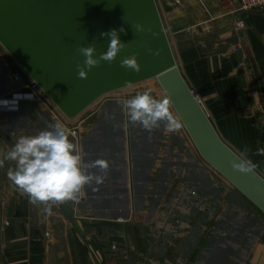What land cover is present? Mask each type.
I'll use <instances>...</instances> for the list:
<instances>
[{"label": "crops", "instance_id": "crops-1", "mask_svg": "<svg viewBox=\"0 0 264 264\" xmlns=\"http://www.w3.org/2000/svg\"><path fill=\"white\" fill-rule=\"evenodd\" d=\"M156 2L179 68L210 109L216 130L263 173L264 155L257 152L264 148V12L242 13L238 0ZM239 20L245 24L240 30ZM16 69L0 48V101H9L4 97L19 87L12 81ZM100 102L88 120V110L75 120L79 131L73 139L85 162L104 161L107 168L88 169L104 180L86 186L78 201L56 203L46 216L8 177L14 162L0 164V264H127L128 258L132 264L146 258L149 264H264L263 232L247 213H239L241 232L233 224L208 243L195 232L190 239L181 235L187 223L168 221L167 210L177 199L180 215L188 213L180 205L185 193H172L177 181L215 201L224 196L188 158L182 127L165 134L161 122L148 132L128 121L120 101ZM170 109L176 116L171 103ZM55 115L44 111L33 123L0 106V160L16 138L47 129Z\"/></svg>", "mask_w": 264, "mask_h": 264}, {"label": "water", "instance_id": "water-1", "mask_svg": "<svg viewBox=\"0 0 264 264\" xmlns=\"http://www.w3.org/2000/svg\"><path fill=\"white\" fill-rule=\"evenodd\" d=\"M112 30L125 44L118 58L80 78V49L95 46L98 58L109 43L100 34ZM0 45L68 120L105 96L157 80L201 158L264 214V177L256 169L242 173L233 167L241 156L222 139L185 80L156 0H0ZM134 55L139 72L121 66ZM13 92L8 98L15 110L39 122L41 105Z\"/></svg>", "mask_w": 264, "mask_h": 264}, {"label": "clouds", "instance_id": "clouds-1", "mask_svg": "<svg viewBox=\"0 0 264 264\" xmlns=\"http://www.w3.org/2000/svg\"><path fill=\"white\" fill-rule=\"evenodd\" d=\"M136 27L143 31L141 25ZM100 36L108 39L109 43L107 51L101 53L98 58L95 46L80 49L81 55L85 57L84 64L79 68V76L82 79L87 78L88 72L99 66L102 61H115L125 46L117 30L102 32ZM121 66L137 72L141 70L135 55L124 59ZM120 103L128 121L132 125H140L148 132L158 128L161 122L164 123L165 134L174 133L182 127L180 119L171 112L170 98L154 95L151 88L125 98ZM0 106L14 109L15 100L0 101ZM74 136L75 133L70 128L57 120L36 135H21L16 138L11 149L4 154L3 160H0V164L4 160L14 162V167L8 170V177L15 187L28 196L29 203L41 207L46 216L53 215L54 204L64 201L76 202L85 194L86 186L91 185L93 181L100 184L104 180L103 176L90 173L88 169H106L107 164L104 161L85 162L83 148L77 146ZM257 154L264 155V148L258 149ZM244 156L242 153L239 162H233V167L242 173H254L257 165Z\"/></svg>", "mask_w": 264, "mask_h": 264}, {"label": "rangeland", "instance_id": "rangeland-1", "mask_svg": "<svg viewBox=\"0 0 264 264\" xmlns=\"http://www.w3.org/2000/svg\"><path fill=\"white\" fill-rule=\"evenodd\" d=\"M0 48L4 49L1 45H0ZM177 64H178V61H177ZM148 88H151L153 90L154 95H159V94L164 95L165 94L161 86L159 85L158 81L152 80V81H148V82L115 92L109 96H106L104 99L101 100L99 105L101 106L102 104L103 106L106 102H109V101H115V102L121 101L125 98H129L135 95L136 93L142 92ZM196 97L199 99L197 95ZM200 102L204 106L205 110L210 116L209 118L212 121L213 119L210 115L211 114L210 109L207 107V105L203 101L200 100ZM98 110H99V107L96 105L94 108L88 110L85 115L83 114L84 118L88 120V118H90L89 114L90 113L92 114L93 112H96ZM54 115L56 116L57 120L64 123L65 126L67 127H69L68 125L72 126V124L73 125L77 124L75 121L74 123L66 122L59 111H57V113L54 112ZM84 118L83 119L81 118V123L84 122L85 120ZM77 126L79 128V124H77ZM182 130L186 138L188 158L195 160L198 164H200L208 172L209 178L212 180L214 185L218 188V193H224V196L223 198H221L220 201H215L213 199L208 198L207 196H205L204 194H202L200 191L196 190L195 188H193L190 185V183L189 184L186 182L180 183L177 181L175 184V187H173L172 193H183V194L185 193L180 200V205H182L184 209L186 208L188 213L187 215H180V213L178 212L179 210L176 209L177 205H179V199H177L176 203L173 202L172 208L170 210L169 209L167 210L168 211L167 217L169 218L168 221L174 224H178L180 222L182 223L184 222L185 224L187 223L188 231L186 230L181 231V235L185 233L184 236L187 237L188 235L190 239L192 234L195 232L196 237H198L199 239L202 238V242L208 243L210 239L213 236H215V233L219 234V231L222 230V233H220L219 235H216L220 240V238L222 237L225 231L228 233L230 232L229 229L234 227L233 224L235 226H239L238 232H241V229H242L241 224L244 223L243 222L244 220L240 218L239 213L243 212V213L249 214L252 217L253 219L252 224L258 225V227L262 229V232H263L262 238L264 239V214L262 213V211L257 206H255L247 197H245L237 188H235L229 181H227L221 174H219L215 169H213L208 163H206L201 158V156L199 155L196 147L191 141L183 125H182ZM78 131H77V134H78ZM225 142L229 145L227 141ZM229 146L231 147V145ZM231 148L235 150L240 156H242V153L239 150H236L233 147ZM260 174L264 177V172L263 173L261 172ZM173 201H175V197H173ZM230 210H232L231 214L229 212ZM206 246L208 248H211L208 245ZM202 248H204V246ZM224 253H225V256H227L228 251H225ZM224 253H221V255L223 256ZM129 260L130 259L128 258L127 264H132V262H130ZM146 260L147 258L143 259L141 264H149L147 263Z\"/></svg>", "mask_w": 264, "mask_h": 264}, {"label": "built area", "instance_id": "built-area-1", "mask_svg": "<svg viewBox=\"0 0 264 264\" xmlns=\"http://www.w3.org/2000/svg\"><path fill=\"white\" fill-rule=\"evenodd\" d=\"M238 4H239L238 11L242 13H247V12H252V11L264 12V0H238ZM244 25H245L244 21L239 20L236 23V28L240 30L244 28ZM15 64H16L17 69L12 76V81L15 84L19 85V87L16 90H14L13 93L18 94L22 98L28 99L31 102L39 103L45 112H49L52 114H54V112H57L58 109L54 106V104L46 96L45 92L41 89V87L38 84H36L16 62ZM8 97L9 96H6L4 98L9 99ZM105 97H103L102 99H104ZM102 99H100L99 101H101ZM97 103L91 106L88 110L94 108ZM175 115L176 117H178L176 113ZM62 117L65 119L66 122L74 123L75 121V120H68L63 115ZM68 126H69L68 128H70L75 133V136H76L77 131H78V126L76 124L75 125L72 124V126L70 125Z\"/></svg>", "mask_w": 264, "mask_h": 264}, {"label": "bare ground", "instance_id": "bare-ground-1", "mask_svg": "<svg viewBox=\"0 0 264 264\" xmlns=\"http://www.w3.org/2000/svg\"><path fill=\"white\" fill-rule=\"evenodd\" d=\"M18 95V94H17ZM18 97V96H17ZM9 101H11V100H9ZM13 110H15V108L13 109Z\"/></svg>", "mask_w": 264, "mask_h": 264}]
</instances>
